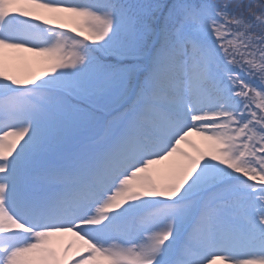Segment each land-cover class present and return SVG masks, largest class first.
Returning <instances> with one entry per match:
<instances>
[{
	"label": "snow or ice",
	"instance_id": "snow-or-ice-1",
	"mask_svg": "<svg viewBox=\"0 0 264 264\" xmlns=\"http://www.w3.org/2000/svg\"><path fill=\"white\" fill-rule=\"evenodd\" d=\"M217 262L264 264V0H0V264Z\"/></svg>",
	"mask_w": 264,
	"mask_h": 264
},
{
	"label": "rangeland",
	"instance_id": "rangeland-1",
	"mask_svg": "<svg viewBox=\"0 0 264 264\" xmlns=\"http://www.w3.org/2000/svg\"><path fill=\"white\" fill-rule=\"evenodd\" d=\"M54 26V25H52ZM66 29H68V27H64ZM26 57H28L27 59L24 60H19L16 62V72L18 74H20L21 76H23L22 74H24V76L30 75L32 73L35 72H39L41 70V68L43 67V65L39 64L36 62V60L30 56H28V54H22ZM190 139H192L198 146L200 147H204V142L201 140V138L199 137H191ZM183 148H185L186 151L189 152H193L194 154V150L191 149L190 147L186 146V145H182ZM217 264H219V262H217Z\"/></svg>",
	"mask_w": 264,
	"mask_h": 264
}]
</instances>
